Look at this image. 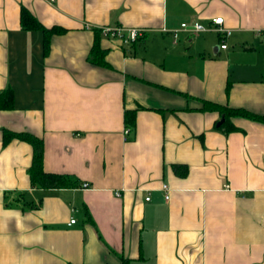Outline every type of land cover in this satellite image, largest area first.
Segmentation results:
<instances>
[{
  "label": "crops",
  "instance_id": "1",
  "mask_svg": "<svg viewBox=\"0 0 264 264\" xmlns=\"http://www.w3.org/2000/svg\"><path fill=\"white\" fill-rule=\"evenodd\" d=\"M23 6L67 29L48 54ZM194 21L208 30L182 28ZM103 27L143 28L145 43L128 55ZM96 41L110 67L89 61ZM7 89L0 264H264V124L234 117L225 133L219 112L199 110L264 114V0H0ZM140 106L126 133V109ZM5 129L42 138L44 169L80 185L33 187L34 148L5 144Z\"/></svg>",
  "mask_w": 264,
  "mask_h": 264
},
{
  "label": "trees",
  "instance_id": "2",
  "mask_svg": "<svg viewBox=\"0 0 264 264\" xmlns=\"http://www.w3.org/2000/svg\"><path fill=\"white\" fill-rule=\"evenodd\" d=\"M21 23L22 27L25 30H41L44 33V51L45 54L49 53L51 39L56 34H62L67 31L66 28L60 25H54L52 27L44 26L38 18L32 13V11L23 6L21 10ZM97 34L100 35L101 31L96 29ZM145 37L139 38V40L131 43L130 45H123L124 51L128 55L136 54V48L139 45H143L145 42ZM105 50L101 49L99 42L96 41L91 54L89 56V61L106 67H110V64L104 59ZM229 91V88H228ZM13 91L12 89L5 90L0 96V110L12 109L13 105ZM202 107L199 108L201 111H217L223 116L224 122L218 126V130L225 133H230L236 131L239 128L234 124V117H243L253 121H257L264 124V114H259L252 112L245 108H237L229 106L228 104H220L218 102L210 100H201ZM139 108L130 110L126 109L125 111V123L128 129L136 128L137 124V112L141 109ZM20 139L30 143L34 148V157L31 167L28 172L30 175L31 183L33 187L40 189H62V188H75L80 185V182L72 175L68 174H59L47 172L44 169V141L42 138L30 133V132H15L12 130H4V143L7 144L12 139ZM183 166L176 165L175 170L180 174H185L187 172ZM185 170V171H184ZM184 172V173H183ZM124 264H128L127 261Z\"/></svg>",
  "mask_w": 264,
  "mask_h": 264
},
{
  "label": "built area",
  "instance_id": "3",
  "mask_svg": "<svg viewBox=\"0 0 264 264\" xmlns=\"http://www.w3.org/2000/svg\"><path fill=\"white\" fill-rule=\"evenodd\" d=\"M213 29L218 31L219 33L225 34L226 36L231 35V30H228L224 27V18L223 17H217L213 20ZM182 28L191 31L192 33H200L203 31L208 30L206 26H204L199 21H194L192 23H183ZM101 32L109 37L117 38L119 39L124 45H130L131 43L139 40V38H142L146 34V30L143 28H124V27H103L101 28ZM175 39L178 38L177 30L174 32ZM222 48H226L227 44H223L221 46ZM129 132V129L126 130V133ZM88 184L85 183L84 187H87ZM164 190H169L167 185H164ZM166 198H169V195H166ZM150 198L148 197L147 200ZM75 219L71 220V223H75Z\"/></svg>",
  "mask_w": 264,
  "mask_h": 264
},
{
  "label": "water",
  "instance_id": "4",
  "mask_svg": "<svg viewBox=\"0 0 264 264\" xmlns=\"http://www.w3.org/2000/svg\"><path fill=\"white\" fill-rule=\"evenodd\" d=\"M224 119H225V118L222 116L221 120L218 122L217 125L220 126V125L224 122Z\"/></svg>",
  "mask_w": 264,
  "mask_h": 264
}]
</instances>
